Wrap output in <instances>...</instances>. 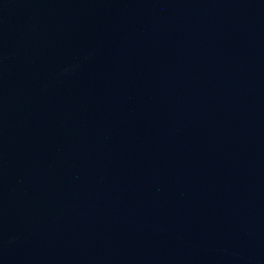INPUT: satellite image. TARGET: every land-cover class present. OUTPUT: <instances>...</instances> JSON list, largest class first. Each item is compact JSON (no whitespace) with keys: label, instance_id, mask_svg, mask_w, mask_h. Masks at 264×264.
Here are the masks:
<instances>
[{"label":"water","instance_id":"1","mask_svg":"<svg viewBox=\"0 0 264 264\" xmlns=\"http://www.w3.org/2000/svg\"><path fill=\"white\" fill-rule=\"evenodd\" d=\"M0 264H264V0H0Z\"/></svg>","mask_w":264,"mask_h":264}]
</instances>
